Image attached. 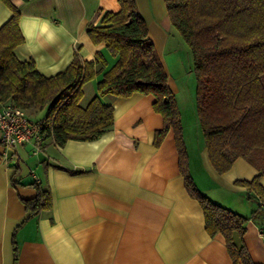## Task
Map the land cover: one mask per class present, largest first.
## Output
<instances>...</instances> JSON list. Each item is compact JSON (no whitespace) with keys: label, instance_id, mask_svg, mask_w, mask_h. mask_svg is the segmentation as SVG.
Returning a JSON list of instances; mask_svg holds the SVG:
<instances>
[{"label":"crops","instance_id":"1","mask_svg":"<svg viewBox=\"0 0 264 264\" xmlns=\"http://www.w3.org/2000/svg\"><path fill=\"white\" fill-rule=\"evenodd\" d=\"M10 2L19 12L23 36L13 52L19 60L32 59L42 75L63 71L75 52L86 61L101 52L108 66L115 62L103 42L91 41L87 26L100 24L105 12L119 10L118 0ZM135 3L168 86L178 94L177 81L184 74H176L172 66L189 51L169 20L164 0ZM11 15L0 0V26ZM25 17L62 25L68 36L50 40L31 21L22 31ZM100 77L97 73L83 85L82 106L97 94ZM192 92V114L185 123L181 119L190 174L201 193L247 217L243 234L234 232L233 242L244 245L254 263L264 264V213L245 187L235 183L251 180L258 170L242 157L223 173L214 169L194 117ZM100 99L112 106L113 125L95 140L69 139L58 145L48 136L36 153L33 143L9 150L6 162L0 144V264H232L223 236L207 233L201 206L185 188L173 130H167L158 146L153 143L155 131L163 127L162 116L152 107L153 95L105 94ZM46 114L47 107L34 115ZM35 178L49 190L51 205L31 214L24 200L36 196ZM260 184L264 186V175Z\"/></svg>","mask_w":264,"mask_h":264},{"label":"trees","instance_id":"2","mask_svg":"<svg viewBox=\"0 0 264 264\" xmlns=\"http://www.w3.org/2000/svg\"><path fill=\"white\" fill-rule=\"evenodd\" d=\"M2 1L12 15L0 26V103L34 110L33 114L47 107L46 135L63 145L69 139L95 140L112 127L113 108L100 96L153 95L152 107L163 118L153 143L158 146L167 130H173L185 188L201 206L207 233L223 236L232 264H256L246 247H237L232 238L234 232L243 234L247 217L213 201L193 181L176 97L135 0H118L119 10L107 11L100 24L87 26L91 41L103 42L116 57L111 66L101 52H96L92 61L82 60L75 52L63 71L48 77L39 73L32 59L15 56L14 48L23 41L19 12L10 0ZM164 3L173 28L192 57L195 112L209 161L218 173L227 171L237 157L254 166L258 173L251 180L235 183L245 187L246 195L254 198L264 213V186L260 184L264 175V0ZM97 73H101L97 94L82 106V87ZM32 185L36 196L24 200L31 214L50 208L49 190L37 181Z\"/></svg>","mask_w":264,"mask_h":264},{"label":"built area","instance_id":"3","mask_svg":"<svg viewBox=\"0 0 264 264\" xmlns=\"http://www.w3.org/2000/svg\"><path fill=\"white\" fill-rule=\"evenodd\" d=\"M47 124L45 117L31 118L23 108L13 104L3 105L0 108V144L3 147V160L8 161L9 150H15L28 143L35 144L34 152H38V143L47 138ZM35 181L38 182V179L35 178Z\"/></svg>","mask_w":264,"mask_h":264},{"label":"rangeland","instance_id":"4","mask_svg":"<svg viewBox=\"0 0 264 264\" xmlns=\"http://www.w3.org/2000/svg\"><path fill=\"white\" fill-rule=\"evenodd\" d=\"M181 57H182V60H180L179 63L178 62L175 63V66H172V67L173 69H175L174 71L176 72V74L178 73L184 74V78H182V80L180 79L177 81V86L180 88V92L178 94L176 93L174 94L176 97L178 109L180 111L181 119L184 120V123H185L188 119L187 116L188 115L191 116L192 111H193L191 107V99H189V97L191 95V91H193L192 93L194 94V98H195L196 79H195V75L192 69L193 63H192L191 55L188 56V55L183 54L181 55ZM172 61L173 60L170 61V64H172ZM27 113L31 118L36 117L33 114L34 110H29V112ZM195 116L196 115L194 114V117Z\"/></svg>","mask_w":264,"mask_h":264},{"label":"clouds","instance_id":"5","mask_svg":"<svg viewBox=\"0 0 264 264\" xmlns=\"http://www.w3.org/2000/svg\"><path fill=\"white\" fill-rule=\"evenodd\" d=\"M31 21L34 23L42 32L47 33L50 40L56 39L58 36L66 37L68 36L67 29L62 25H55L52 21L40 18V17H25L21 24V30L23 31V24ZM27 34H25V47H27Z\"/></svg>","mask_w":264,"mask_h":264}]
</instances>
